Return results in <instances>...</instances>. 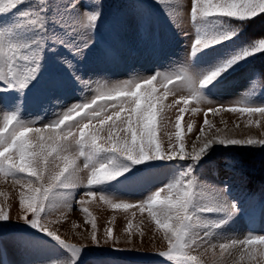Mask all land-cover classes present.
<instances>
[{"label": "snow or ice", "instance_id": "obj_1", "mask_svg": "<svg viewBox=\"0 0 264 264\" xmlns=\"http://www.w3.org/2000/svg\"><path fill=\"white\" fill-rule=\"evenodd\" d=\"M157 2L166 5L168 0ZM103 7L101 0H0V94H3L0 95V180H10L20 186L21 211L17 219L65 250L69 255L62 264H80L85 251L75 243L66 242L51 227L72 210L73 202L79 205L85 222L91 225V243L96 247L101 245L87 198H98L115 210L136 208L141 213L147 210L156 231L162 233L167 242V250L160 251L159 256L172 264H204L193 252L208 244V238L214 233L223 235L215 230L222 229L240 209L229 198L226 187L201 183L196 166L214 143L264 146V139L219 135L201 139L205 135L202 128L201 136L197 137L199 147L194 144L191 152H187L182 126L184 113L193 101L212 104L205 94L207 89L241 62L264 55V35L195 73L181 68L171 75L156 72L112 83L85 79L78 71V62L96 43V31L104 23ZM173 13L179 15V8L167 12L170 16ZM5 16L7 19H3ZM257 17H264V0H191L190 20L194 29L191 56L195 58L206 49L232 39L247 22ZM61 48L70 56H58L59 63L79 84L82 93L94 94L60 112L53 109L55 118L37 127L35 121L22 116L25 94L41 74L46 53H57ZM106 55H110L107 50ZM172 84L178 87H169ZM185 89L188 95H181L173 104L164 103L170 94L176 95L178 90ZM4 95L9 99L5 100ZM55 103L59 104V100ZM181 104L174 125L175 142L169 135L165 148L159 137L160 131L168 126L165 112ZM222 109L249 116L258 113L264 117V103H253L251 93L234 101L230 107L221 105L209 111L218 114ZM251 123L249 120V125ZM204 124L212 127L207 113ZM191 131L189 125L188 132ZM186 160L190 162L181 166L180 162ZM151 161L176 162L177 171L166 184L139 203L117 201L95 190L130 171L128 167L121 168L122 164ZM82 173H86V177ZM81 186L85 190L80 196L84 198L76 199L73 190ZM56 213L60 214L59 218L53 220L51 217ZM132 215L135 217V213ZM9 220L10 210L0 206V225ZM132 228L129 221L126 228L129 235ZM140 234L142 236L143 232ZM110 242L119 243L113 239V229L108 227L103 244ZM219 248L221 254L241 248L240 260L247 259L249 264L264 261V235L249 233L246 238L220 243ZM212 249L214 252V245ZM42 264H61V261L50 259Z\"/></svg>", "mask_w": 264, "mask_h": 264}, {"label": "rangeland", "instance_id": "obj_2", "mask_svg": "<svg viewBox=\"0 0 264 264\" xmlns=\"http://www.w3.org/2000/svg\"><path fill=\"white\" fill-rule=\"evenodd\" d=\"M101 3L104 5V23L98 26L96 43L86 52L85 58L78 62V71L85 79L112 83L147 77L156 72L171 75L181 68L195 73L199 68L224 59L255 37L264 35V17H257L247 22L243 30L232 39L206 49L193 58L190 51L194 36L190 20L191 0H168L166 5L157 0H101ZM177 7L179 15L167 14L169 9ZM3 19H7V16ZM246 31H250L254 37L243 36ZM106 50L110 55H106ZM58 56L70 54L63 48L57 53H46L41 74L25 94L26 103L22 116L35 121L37 127L55 118L53 109L60 112L94 94L82 93L79 84L59 63ZM258 58H264V55L241 62L207 89L205 94L212 100V104L193 101L188 105L182 121L187 152H191L194 144L199 147L197 137L201 136L202 128L205 135L201 139H211L218 135L237 139H264V117L260 114L249 116L223 109L218 114L209 111L210 108L221 105L230 107L234 101L249 93L252 94L253 103H264V82L255 63ZM57 83L59 86L54 87ZM169 87L178 86L172 84ZM181 95H188L187 90H178L176 95L170 94L164 103L173 104ZM4 99L8 100L9 96L4 95ZM56 100H59V104L55 103ZM182 106L176 105L165 112L168 126L159 133L165 148L168 147L169 135L175 142V119ZM195 108L199 111L193 113L192 109ZM205 113L211 128L204 124ZM249 120L252 121L251 125ZM189 125L192 127L191 132H188ZM189 162L186 160L180 163L183 166ZM80 163L82 165L83 161ZM123 167L130 168V171L108 184L97 186L95 190L113 196L117 201L139 203L166 184L177 171L176 162L167 161L137 165L127 162L121 165ZM196 167L198 180L209 186L226 187L229 198L238 204L240 212L222 229L215 230L223 235L216 236L214 233L208 238L209 243L193 254L200 256L204 264H249L247 259L240 260L241 248L229 249L221 254L219 244L246 238L249 233L264 235V179L261 178L264 176V146H223L214 143ZM81 175L86 177V173ZM84 190L83 186L74 189L73 196L83 199L80 193ZM20 191V186L14 185L10 180H0V206L10 210L9 222L0 225V264H42L57 258L62 264L69 254L50 238L23 225L17 219L21 211ZM87 199L90 200L87 207L96 219L100 247L91 243V225L85 222L84 214L78 210L79 205L75 202L72 210L59 223L51 226L66 242L85 249L80 264H172L158 255L160 251L167 250V242L162 238V233L156 231L147 210L144 213L136 208L115 210L98 198ZM59 215L56 213L51 218L56 220ZM129 221L133 224L131 235L126 231ZM108 227L113 229V239L118 240V244H103L105 229ZM33 244L35 245L31 246ZM258 264H264V261H259Z\"/></svg>", "mask_w": 264, "mask_h": 264}, {"label": "trees", "instance_id": "obj_3", "mask_svg": "<svg viewBox=\"0 0 264 264\" xmlns=\"http://www.w3.org/2000/svg\"><path fill=\"white\" fill-rule=\"evenodd\" d=\"M247 35L250 36L251 38L254 37V34H251L250 31L244 32L243 36H247ZM263 59L264 58H258L256 59L255 63H256V66L258 67V70L260 71L262 81L264 82V60ZM261 178L264 179V176Z\"/></svg>", "mask_w": 264, "mask_h": 264}]
</instances>
